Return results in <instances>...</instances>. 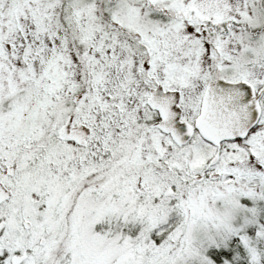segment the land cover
Returning <instances> with one entry per match:
<instances>
[{"label":"snow or ice","instance_id":"snow-or-ice-1","mask_svg":"<svg viewBox=\"0 0 264 264\" xmlns=\"http://www.w3.org/2000/svg\"><path fill=\"white\" fill-rule=\"evenodd\" d=\"M0 264H264V0H0Z\"/></svg>","mask_w":264,"mask_h":264}]
</instances>
